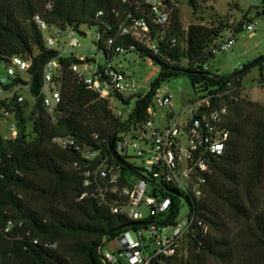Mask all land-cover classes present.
I'll use <instances>...</instances> for the list:
<instances>
[{"label":"trees","instance_id":"obj_1","mask_svg":"<svg viewBox=\"0 0 264 264\" xmlns=\"http://www.w3.org/2000/svg\"><path fill=\"white\" fill-rule=\"evenodd\" d=\"M49 1L54 4L51 11L46 10ZM189 4L196 9L194 0H189ZM115 8L119 11L118 17L112 12ZM128 10L121 0H0V63L13 56L30 58L31 91L38 94L42 85L41 70L52 52L44 51L42 35L34 19L36 15L48 24L61 27L98 25L102 29L105 22L111 26L108 35H114ZM99 11L104 17L97 19ZM178 14V9L173 8L170 26L154 30L162 38L160 55L150 57L161 69L160 81L185 76L194 91L198 84L205 87L222 86L229 81L241 84L244 74L235 76L234 72L219 76L203 71L200 65L209 59L204 50L219 37L222 26L206 28L191 24L183 30ZM124 40L127 45H134L129 39ZM136 51L146 53L137 45ZM261 81L264 83V75ZM146 106L144 101H137L138 114H143ZM17 110V138H0V264H103L98 250L101 241L114 240L124 232L118 230L120 227L133 222L111 214L93 199L77 201L82 192V176L71 164L79 161L80 156L59 149L53 139L73 136L94 150L103 147L102 156H109L107 144L121 124L107 111L105 102L71 79L63 86L62 115L55 125L45 118L38 100L30 113L32 128L27 133L29 120L19 106ZM226 128L230 133L228 147L223 156L212 162L205 198L186 200L191 212L207 230L196 224L194 232L187 235L185 264H203L205 259L227 263L233 257L234 250L218 205L243 220L256 245L264 251V213L258 210L252 198L263 177L264 104L240 101L230 108ZM102 140L104 144H100ZM116 140L112 143L114 148ZM29 192L44 196L60 194L64 204L38 208L26 199ZM178 213L176 203L157 221L171 225ZM9 221L15 225L4 235L1 230ZM35 240L38 243H34Z\"/></svg>","mask_w":264,"mask_h":264},{"label":"built area","instance_id":"obj_2","mask_svg":"<svg viewBox=\"0 0 264 264\" xmlns=\"http://www.w3.org/2000/svg\"><path fill=\"white\" fill-rule=\"evenodd\" d=\"M121 3L129 10L114 35H108L111 26L105 22V28L94 26L95 36L86 48L89 56L78 54L84 51L79 39L87 38L81 26L61 27L35 16L44 51L52 52V56L42 67V85L38 94L31 91L30 58L13 56L3 62L4 67L0 70V124L6 123L10 133L3 139L17 138L18 106L30 121V113L38 100L45 118L55 125L62 115V90L69 79L96 94L121 124L116 133L115 148L112 145L121 164L110 153L108 144L109 156L103 157V147L94 150L73 136L53 139L59 149L80 156L79 161L71 164L82 176V192L77 201L93 199L111 214L131 222L154 221L147 226L123 229L124 232L114 240L104 238L98 246L102 263L185 264L188 259V251L184 248L187 235L194 232L196 224L204 229L186 200L205 198L212 162L223 156L228 147L230 133L226 123L230 108L242 98L243 86L237 81L215 87L198 84L195 98L179 114L172 109L169 92L162 90L159 83L153 87L151 84L142 92L145 86L122 71L120 63L129 55H135L134 61L148 58L156 64L150 55H160L159 41L162 38L154 30L156 27L165 30L170 26L171 0H121ZM53 6L49 1L46 10L51 11ZM112 12L119 16L117 8ZM102 17L104 13L99 11L96 18ZM239 23L229 29L227 35H221L207 45L204 53L209 59L200 63L203 71L210 72L207 62L217 52L229 50L236 35L253 34L257 29V22L253 19L243 21L240 26ZM124 39L134 45H127ZM176 42L172 40L173 44ZM136 45L146 53L137 52ZM131 100L133 109L122 111L119 108V105L128 106ZM137 101L147 104L143 114L137 112ZM101 143L104 144L105 140ZM129 150L133 154H129ZM176 203L179 213L175 222L159 224L157 219L167 215ZM183 203L187 204L189 211L178 220ZM14 225L13 221L7 222L2 233L7 235ZM114 241L117 246L113 250H103Z\"/></svg>","mask_w":264,"mask_h":264},{"label":"rangeland","instance_id":"obj_3","mask_svg":"<svg viewBox=\"0 0 264 264\" xmlns=\"http://www.w3.org/2000/svg\"><path fill=\"white\" fill-rule=\"evenodd\" d=\"M194 3L196 5L195 10L190 6L189 0H171L172 12L173 8L178 9L179 22L183 30H186L191 24L202 25L206 28H216L221 25L222 30L219 35L221 36L227 35L229 29L238 22L250 19L257 22L255 33H239L236 35L235 43L229 50L217 52L207 62V67L211 73L219 76L233 74L243 68V65H247L264 55V3L261 0H194ZM80 29L87 33V38L79 39L80 48L84 51H80L78 54L89 56L90 54L86 52V48L91 44L96 28L81 26ZM181 45L184 46L183 43ZM135 57V55H129L126 59L121 60V70L131 74L145 86V89H142V92H144L159 76L161 69L158 65L150 62L148 58H139L134 61ZM3 67V63H0V70ZM261 75H264V61L251 68L241 77L240 82L243 86V92L240 101H250L258 105L264 104V83L261 81ZM159 87L169 92L175 114H179L195 98L194 90L185 76L161 80ZM133 107L134 102L132 100L128 106L119 105L122 111L133 109ZM31 128L32 125L29 121L26 123V132L29 133ZM9 136L7 124H0V138H8ZM28 140H30L29 136ZM243 144L247 146L246 141ZM129 154H133V152L129 150ZM252 198L254 205L264 213V169L261 182L253 192ZM26 199L36 204L38 208L62 207L64 204L60 194L44 196L37 192H29ZM217 210L227 226L226 234L229 236L234 255L227 263L205 259L203 264H264V251L256 245L250 236L246 223L232 215L222 205H218ZM188 211L187 204L183 203L178 220L187 215ZM115 246H117V241L111 242L103 250L111 251ZM184 248L188 251L187 241Z\"/></svg>","mask_w":264,"mask_h":264},{"label":"water","instance_id":"obj_4","mask_svg":"<svg viewBox=\"0 0 264 264\" xmlns=\"http://www.w3.org/2000/svg\"><path fill=\"white\" fill-rule=\"evenodd\" d=\"M263 61H264V55L261 56V57H259V58H257L256 60L252 61L251 63L247 64L245 67L241 68L240 70H238L235 73V76H239V75L245 74L251 68L259 65ZM159 81H160V76H158L156 78V80L152 83V87L155 86L156 84H158ZM115 138H116V134H114L110 138V140L108 142V148H109V151L112 154V156L116 159V161L121 164V160H120L118 154L113 150V147H112V143L115 140ZM153 223H154V221H148V222H133V223H130L128 225H125V226L120 227L118 230H123V229H126V228H133V227H142V226H147V225H150V224H153Z\"/></svg>","mask_w":264,"mask_h":264}]
</instances>
